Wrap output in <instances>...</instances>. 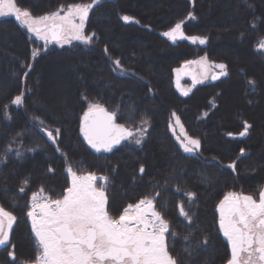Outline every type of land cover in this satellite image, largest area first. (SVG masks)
Listing matches in <instances>:
<instances>
[{"label":"trees","instance_id":"1","mask_svg":"<svg viewBox=\"0 0 264 264\" xmlns=\"http://www.w3.org/2000/svg\"><path fill=\"white\" fill-rule=\"evenodd\" d=\"M88 2L16 0L33 16ZM125 15L133 20L125 22ZM178 22L185 35L206 43L165 38L162 32ZM85 33H95L91 44L45 48L14 16L0 18V206L17 217L8 244L0 246V264H30L39 256L27 216L31 196L43 188L60 198L69 186L68 167L108 177L114 218L159 192L156 210L170 225L166 242L178 264H226L230 249L217 206L228 192L258 198L264 186V52L256 47L264 38V0H99ZM200 56L223 63L227 75L179 93L174 70ZM17 95L19 106L12 103ZM92 103L115 112L129 129L147 120L141 143L128 138L110 152L89 148L79 123ZM173 111L201 141L198 153H184L173 137ZM245 123L251 127L240 136ZM56 129L53 143L45 130L55 135ZM186 192L196 193L194 202ZM180 204L191 222L180 215Z\"/></svg>","mask_w":264,"mask_h":264},{"label":"snow or ice","instance_id":"2","mask_svg":"<svg viewBox=\"0 0 264 264\" xmlns=\"http://www.w3.org/2000/svg\"><path fill=\"white\" fill-rule=\"evenodd\" d=\"M98 3L99 0H91L88 4H71L66 9L61 7L51 14L34 17L30 10L19 7L16 0H0V16L15 15L22 26L46 43L50 39L57 43L76 40L88 45L92 43L95 33H85V21L90 10ZM122 19L129 22L133 17L125 15ZM182 23H176L163 35L173 42L181 38L190 39L193 43H206V37H186ZM258 47L264 49V41ZM37 54L34 52L33 56ZM113 63L121 68L119 60ZM189 63L199 64L205 78L211 67L220 70L219 74L211 75L213 80L227 75L224 64L212 65L206 57ZM193 81L198 82L195 76ZM249 83L254 86V81ZM184 94L187 95V92ZM22 100V95H17L12 103L19 106ZM172 115L181 128L182 134L177 135L180 148L184 153H198L201 141L184 132L179 117L175 113ZM115 116V112H109L98 103L89 104L84 113L80 131L96 151L110 152L114 145L128 138H135L137 144L141 143L147 130V120H142L141 126L133 130L116 124ZM38 122L43 124V121ZM250 127L245 123L239 135H246ZM45 131L47 137L55 143L59 129L55 130V135L53 131ZM243 152L241 149V154ZM16 154L20 155L19 152ZM229 167L235 170V162ZM139 171L144 172L143 166ZM67 173L71 182L60 198L52 199L45 195L43 188L32 193L27 216L32 221V231L41 249L35 264H178L169 253L166 242L170 225L162 213L156 210L155 197H159V192L155 193V197H145L135 204L127 205L122 214L114 218L107 209L108 177H98L91 172L78 174L72 167H68ZM28 183V179L23 181L21 192L25 191ZM184 195L189 203L194 202L195 192H186ZM218 207L219 227L231 249L226 264H264V189L259 191L258 198L230 192ZM179 211L181 216L191 222L192 218L183 204L179 205ZM16 220L12 212L0 206V246L8 244ZM8 255L15 259L14 251Z\"/></svg>","mask_w":264,"mask_h":264},{"label":"rangeland","instance_id":"3","mask_svg":"<svg viewBox=\"0 0 264 264\" xmlns=\"http://www.w3.org/2000/svg\"><path fill=\"white\" fill-rule=\"evenodd\" d=\"M88 3H91V2H88ZM88 3H80V4H88ZM69 5H71V4H69ZM69 5H65V6H62V7H64L65 9L69 6ZM61 8V7H60ZM60 8H58L57 10H54V11H52V12H49V13H45V14H43V15H47V14H51V13H53V12H56V11H58ZM61 15H64V13L63 12H61L60 13ZM43 15H39V16H43ZM5 16H14L15 17V15H12V14H9V15H5ZM5 16H0V18L1 17H5ZM39 16H34V17H39ZM123 17V16H122ZM19 22V21H18ZM20 23V22H19ZM178 23H180V22H178ZM175 26V25H174ZM173 26V27H174ZM26 28V27H25ZM27 29V28H26ZM170 30V29H169ZM169 30H167V31H169ZM167 31H164V32H162V35H163V33H165V32H167ZM33 37H35L37 40H39V41H41L42 42V44L44 45V47L46 48V47H48L49 45H55V46H59V47H61V46H64V45H67V44H69V43H57L56 41H53V40H49L47 43L43 40V39H40V38H38L34 33H30ZM185 35V34H184ZM164 36V35H163ZM186 37H192V36H187V35H185ZM165 38H167V39H169L168 37H166V36H164ZM199 37V36H198ZM170 40V39H169ZM177 40H183V39H181V38H177ZM73 41H76V40H72L71 42H73ZM262 41H264V38H262V39H260L259 40V43L257 44V49L258 50H260V51H263L264 52V49H260L259 47H258V45L262 42ZM70 42V43H71ZM78 42H80V41H78ZM197 43H199V42H197ZM203 57H205V56H200V57H197V58H194V59H191V60H189V61H186V62H184L183 64H181L179 67H178V69L180 70V73L183 75V81H182V85H181V89H182V91L183 92H187V93H189V92H191L192 91V89L195 87V86H197V85H199V84H204V83H206V82H209L210 80H211V75L212 74H215V73H219V69L218 68H215V67H211V68H209L208 69V75H207V78H205L204 77V75H202L201 74V71H200V65L199 64H196V63H189V62H194V61H199V60H201V58H203ZM207 61L210 63V64H212V65H215V64H223V63H220V62H215V61H211V60H209V59H207ZM196 77V79H197V81L198 82H195L194 83V81H193V77ZM223 76V75H222ZM172 113H175L174 111L172 112ZM176 114V113H175ZM176 116H177V114H176ZM179 121H180V119H179ZM180 124L182 125V123H181V121H180ZM171 125V126H170ZM169 128H170V131H171V133H172V135H173V137L175 138V140L177 141V143L179 144V142H178V140H177V135H181L182 133H181V128H180V125H177L176 124V120H175V117H173V115H171V119H170V123H169ZM174 129V130H173ZM183 131L185 132V130H184V128H183ZM45 133H46V131H45ZM182 149V148H181ZM183 150V149H182ZM78 174H86V173H78ZM98 176V175H97ZM98 177H101V176H98ZM70 176H69V185H70ZM262 189H264V186H263V188ZM228 193H230V192H228ZM228 193H226L225 195H227ZM231 193H236V192H231ZM236 194H241V193H236ZM242 195H246V194H242ZM224 198V197H223ZM223 200V199H222ZM221 200V201H222ZM221 201L219 202V204L221 203ZM219 204H218V206H219ZM31 205V204H30ZM217 206V212H218V216H219V219H220V211H219V207ZM31 207V206H30ZM29 218V217H28ZM29 221H30V223H31V226H32V221H31V219L29 218ZM220 228V227H219ZM221 231V230H220ZM221 233L223 234V232L221 231ZM224 236V235H223ZM225 239L227 240V238L225 237ZM228 242V241H227ZM229 249H230V246H229ZM40 252H41V249H40ZM39 255H40V253H39ZM230 256H231V249H230ZM30 264H35V261L33 262V263H30Z\"/></svg>","mask_w":264,"mask_h":264},{"label":"water","instance_id":"4","mask_svg":"<svg viewBox=\"0 0 264 264\" xmlns=\"http://www.w3.org/2000/svg\"><path fill=\"white\" fill-rule=\"evenodd\" d=\"M53 41H55V40H53ZM177 69L178 68H176L175 70H174V87H175V89L179 92V93H185V92H183L182 91V89H181V85H182V81H183V75L180 73V71L178 72L177 71ZM200 71H201V74L203 75V69H202V67L200 66ZM215 74H219V73H215ZM212 79V78H211ZM213 80V79H212ZM86 112V111H85ZM84 112V113H85ZM110 112V111H109ZM84 113H83V115H84ZM83 115H82V117H81V119H80V123H79V134H80V136L83 138V140H84V142L87 144V146L89 147V148H91L92 150H95V149H93L89 144H88V142H87V140L84 138V136H83V134L81 133V131H80V126H81V122H82V118H83ZM115 123L116 124H118L117 123V121H116V117H115ZM125 140V139H124ZM124 140H121V142H123ZM120 142V143H121ZM119 143V144H120ZM118 145V144H117ZM114 146H116V145H114ZM96 151V150H95ZM101 151H103V150H101Z\"/></svg>","mask_w":264,"mask_h":264}]
</instances>
